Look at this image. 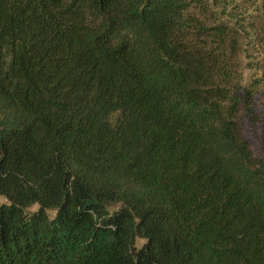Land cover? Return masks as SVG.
Returning <instances> with one entry per match:
<instances>
[{"label":"trees","instance_id":"1","mask_svg":"<svg viewBox=\"0 0 264 264\" xmlns=\"http://www.w3.org/2000/svg\"><path fill=\"white\" fill-rule=\"evenodd\" d=\"M0 197V264H264V0H0Z\"/></svg>","mask_w":264,"mask_h":264},{"label":"rangeland","instance_id":"2","mask_svg":"<svg viewBox=\"0 0 264 264\" xmlns=\"http://www.w3.org/2000/svg\"><path fill=\"white\" fill-rule=\"evenodd\" d=\"M248 74H249V71L246 70V71H245V82H246V80H247V78H248ZM6 202H7V200H6L5 198L0 197V205L3 204V203H6ZM37 209H38V206H34V207L31 209V211H36ZM143 243H144V241L139 240V241L137 242L138 247L142 246Z\"/></svg>","mask_w":264,"mask_h":264}]
</instances>
